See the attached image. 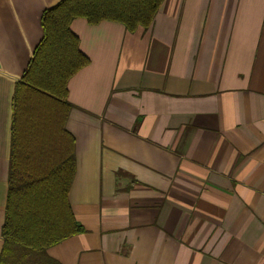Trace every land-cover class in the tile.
Instances as JSON below:
<instances>
[{
  "label": "crops",
  "instance_id": "0c3cea01",
  "mask_svg": "<svg viewBox=\"0 0 264 264\" xmlns=\"http://www.w3.org/2000/svg\"><path fill=\"white\" fill-rule=\"evenodd\" d=\"M60 0H0V233L15 84ZM60 264H264V0H163L151 25L71 22ZM2 239L0 235V249Z\"/></svg>",
  "mask_w": 264,
  "mask_h": 264
},
{
  "label": "trees",
  "instance_id": "16d2710c",
  "mask_svg": "<svg viewBox=\"0 0 264 264\" xmlns=\"http://www.w3.org/2000/svg\"><path fill=\"white\" fill-rule=\"evenodd\" d=\"M163 0H60L40 17L42 37L15 84L0 264H60L47 249L83 230L68 191L74 140L65 122L68 80L89 62L71 22L148 28Z\"/></svg>",
  "mask_w": 264,
  "mask_h": 264
}]
</instances>
